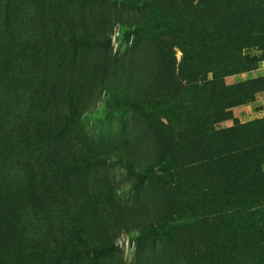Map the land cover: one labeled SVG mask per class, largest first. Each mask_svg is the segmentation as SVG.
Returning a JSON list of instances; mask_svg holds the SVG:
<instances>
[{
  "label": "rangeland",
  "instance_id": "obj_1",
  "mask_svg": "<svg viewBox=\"0 0 264 264\" xmlns=\"http://www.w3.org/2000/svg\"><path fill=\"white\" fill-rule=\"evenodd\" d=\"M246 1L0 0V264H264V6ZM236 59L239 104L207 136L200 62Z\"/></svg>",
  "mask_w": 264,
  "mask_h": 264
},
{
  "label": "trees",
  "instance_id": "obj_2",
  "mask_svg": "<svg viewBox=\"0 0 264 264\" xmlns=\"http://www.w3.org/2000/svg\"><path fill=\"white\" fill-rule=\"evenodd\" d=\"M241 4L244 7H247L249 9L264 6V2L259 3L256 0H249L246 2H242ZM223 31H224V34H227L225 38L230 39V40L234 39V37H232L233 30H232L231 23L228 25L227 29L224 28ZM215 37L216 38L220 37V32L216 29V26H214V29L212 30L210 34L205 35V37L202 39H203V42L205 41V43H207L209 41V38L215 39ZM243 48H246V47H243ZM186 55H187L186 51L183 50V57H185ZM189 59L194 60L195 58H189ZM244 60L239 61L238 59H236L234 61H228V64L225 66L226 68H228V71L225 74H221L222 69H225V68L220 69V67H217L216 61L200 62L201 67H209V69H211L207 71V73L204 75L206 78L208 73H211V79L210 80L203 79V82L200 83L201 84L200 88H202L205 92L204 98L206 102L207 103L214 102L217 105L215 116H214L215 120L213 122H211V120H206L204 123L203 132L205 133V135L213 136L215 134L217 136V133H215V131L213 130V126L216 123L229 119L228 112L230 108L239 104L238 102L239 96L236 97L233 94L234 88H231L225 85L224 79L226 77H229L231 75L238 73L236 72L237 70L236 65H244L241 68V71L239 70L240 72H245L249 70L250 65L246 64V61L248 60L246 59ZM188 63L190 62L187 61V64ZM195 66H196V63L194 61L193 62L191 61V64L189 66L191 71L185 75V77L183 78L184 84L183 86H180V87H186L188 90H193L199 87L198 82H200L199 78L202 75L200 71H197V69H195ZM23 234L22 236H24Z\"/></svg>",
  "mask_w": 264,
  "mask_h": 264
},
{
  "label": "crops",
  "instance_id": "obj_3",
  "mask_svg": "<svg viewBox=\"0 0 264 264\" xmlns=\"http://www.w3.org/2000/svg\"><path fill=\"white\" fill-rule=\"evenodd\" d=\"M234 112L239 118L243 117V115H242L243 113H241V108L240 107L234 109Z\"/></svg>",
  "mask_w": 264,
  "mask_h": 264
}]
</instances>
